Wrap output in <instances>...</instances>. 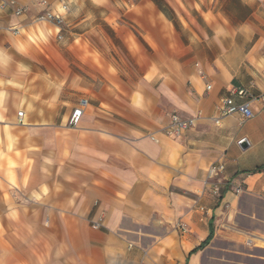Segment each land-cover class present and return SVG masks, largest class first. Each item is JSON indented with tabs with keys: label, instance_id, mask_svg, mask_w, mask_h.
I'll return each instance as SVG.
<instances>
[{
	"label": "crops",
	"instance_id": "obj_1",
	"mask_svg": "<svg viewBox=\"0 0 264 264\" xmlns=\"http://www.w3.org/2000/svg\"><path fill=\"white\" fill-rule=\"evenodd\" d=\"M5 1L0 264H264V0Z\"/></svg>",
	"mask_w": 264,
	"mask_h": 264
},
{
	"label": "built area",
	"instance_id": "obj_2",
	"mask_svg": "<svg viewBox=\"0 0 264 264\" xmlns=\"http://www.w3.org/2000/svg\"><path fill=\"white\" fill-rule=\"evenodd\" d=\"M13 3V2H12ZM1 7H6L8 5V2L5 0L1 1ZM23 7H18L16 9L17 14H22L24 12ZM40 20H51L57 23V25H64V19L62 18L61 15H55L51 11H46L44 14L39 16ZM211 88V86H208V89ZM233 95H237L240 97H243L247 94L246 90L243 88H236L232 92ZM261 100L264 101V94L260 96ZM89 101L87 98H82L80 101L79 107L75 110V113L72 117L71 120V125H75L77 119L79 116L84 112L85 107L88 105ZM219 111L223 115L227 114H233V113H239L241 117V121L245 122L249 119H252L255 116L254 111L252 108L249 106L248 103H241L237 104L234 101V98L232 96L230 97H223L220 100L219 103ZM19 116H23V111L19 112ZM196 125V118H183L181 115H179L177 112H174L171 115V122L166 128L165 132L174 137H179L181 136L184 132L187 130L193 128ZM225 169V166L223 164H215L212 165L209 169V174L210 175H215L220 171H223ZM239 192L242 191V188L238 189ZM262 195L264 197V184L262 188Z\"/></svg>",
	"mask_w": 264,
	"mask_h": 264
},
{
	"label": "trees",
	"instance_id": "obj_3",
	"mask_svg": "<svg viewBox=\"0 0 264 264\" xmlns=\"http://www.w3.org/2000/svg\"><path fill=\"white\" fill-rule=\"evenodd\" d=\"M211 238H212V235H210V236L208 237V239H207V240L201 245V247L204 246L205 244H207Z\"/></svg>",
	"mask_w": 264,
	"mask_h": 264
},
{
	"label": "water",
	"instance_id": "obj_4",
	"mask_svg": "<svg viewBox=\"0 0 264 264\" xmlns=\"http://www.w3.org/2000/svg\"><path fill=\"white\" fill-rule=\"evenodd\" d=\"M240 144L243 145V147H244V144L247 145V144H248V141L245 140V139H243V140L240 142Z\"/></svg>",
	"mask_w": 264,
	"mask_h": 264
},
{
	"label": "rangeland",
	"instance_id": "obj_5",
	"mask_svg": "<svg viewBox=\"0 0 264 264\" xmlns=\"http://www.w3.org/2000/svg\"><path fill=\"white\" fill-rule=\"evenodd\" d=\"M256 243L259 245V246H264V243L263 242H261V241H256ZM258 246V247H259ZM253 249V248H252Z\"/></svg>",
	"mask_w": 264,
	"mask_h": 264
}]
</instances>
